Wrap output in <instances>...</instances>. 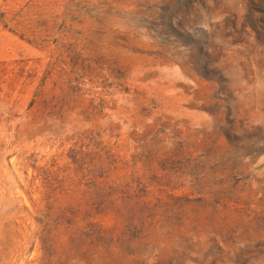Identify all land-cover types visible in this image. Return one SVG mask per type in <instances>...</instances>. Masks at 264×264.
<instances>
[{"label": "rangeland", "instance_id": "1", "mask_svg": "<svg viewBox=\"0 0 264 264\" xmlns=\"http://www.w3.org/2000/svg\"><path fill=\"white\" fill-rule=\"evenodd\" d=\"M0 264H264V0H0Z\"/></svg>", "mask_w": 264, "mask_h": 264}, {"label": "trees", "instance_id": "2", "mask_svg": "<svg viewBox=\"0 0 264 264\" xmlns=\"http://www.w3.org/2000/svg\"><path fill=\"white\" fill-rule=\"evenodd\" d=\"M108 196H109V193H108ZM130 225H131V223H128V225L123 230H121L120 233H118L119 235H115L116 229L115 230H110V229H103L102 228L99 232L113 235L112 240L115 242V244H119V243L123 244V245L124 244H129V243L133 242L131 240V238L129 237V232H128L130 227H131Z\"/></svg>", "mask_w": 264, "mask_h": 264}]
</instances>
